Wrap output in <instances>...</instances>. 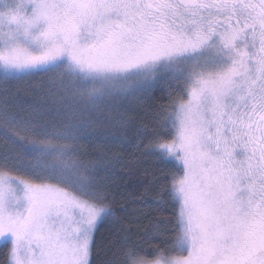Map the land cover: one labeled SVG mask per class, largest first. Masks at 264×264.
I'll use <instances>...</instances> for the list:
<instances>
[{"label": "snow or ice", "instance_id": "snow-or-ice-1", "mask_svg": "<svg viewBox=\"0 0 264 264\" xmlns=\"http://www.w3.org/2000/svg\"><path fill=\"white\" fill-rule=\"evenodd\" d=\"M38 72L53 73L61 120L37 126L38 110L0 108L19 145L4 166L30 177L0 171L9 264H90L113 212L96 166L78 158L86 116L162 78L186 96L165 117L175 136L156 147L183 168L168 195L187 255L149 260L130 247L123 264H264V0H0V83ZM17 127L39 138L21 142Z\"/></svg>", "mask_w": 264, "mask_h": 264}, {"label": "trees", "instance_id": "trees-1", "mask_svg": "<svg viewBox=\"0 0 264 264\" xmlns=\"http://www.w3.org/2000/svg\"><path fill=\"white\" fill-rule=\"evenodd\" d=\"M49 77L32 75L0 83V108L7 99L9 110L21 116L38 110L34 120L37 126L45 120H61L56 115L61 107L60 96ZM182 88V84L162 78L149 92L121 97L115 106L86 116L91 123L82 131L78 158L96 166L97 179L106 186L113 212L95 229L90 264H123L124 253L130 247L145 258L173 250L179 234L178 202L168 192L179 168L162 160L156 144L173 136L165 117L171 105L183 99ZM15 130L23 143L39 138L31 130ZM18 151L19 145H13L5 130H0V170L28 177L14 169L11 160L4 166V155ZM0 264H9L8 244L0 245Z\"/></svg>", "mask_w": 264, "mask_h": 264}, {"label": "rangeland", "instance_id": "rangeland-1", "mask_svg": "<svg viewBox=\"0 0 264 264\" xmlns=\"http://www.w3.org/2000/svg\"><path fill=\"white\" fill-rule=\"evenodd\" d=\"M34 76H38V77H40V78H42V77H47L48 78V76H50L49 77V83L51 84V79H52V76H53V73H51V72H38V73H36ZM39 80V79H38ZM183 99H186V96L184 95L183 96ZM181 100V99H180ZM180 100L179 101H175L172 105H171V107L168 109V116L170 115V116H172V118H174L175 117V111H176V106L178 105V103L180 102ZM169 121V123L171 124V121L170 120H168ZM171 127H172V124H171ZM0 130H4V127L2 126V125H0ZM172 130H173V136H172V138L175 136V128H173L172 127ZM171 138V139H172ZM171 139H169V140H171ZM169 140H164V141H161V142H159V143H163V142H165V141H169ZM22 142V141H21ZM157 145V144H156ZM158 149V148H157ZM169 159H171V160H174L175 161V165L179 168V173H177L176 174V176H177V178H179V176H182L183 175V168L182 167H180L179 166V164H180V162L176 159V158H174V157H169ZM0 171H6V170H0ZM8 172V171H7ZM10 175H12V176H19V177H21V178H28V177H25V176H20V175H17V174H13V173H10V172H8ZM34 182H37V183H39V182H41V181H34ZM178 202V201H177ZM179 207H180V204H179V202H178V211H179ZM100 223V222H99ZM98 223V224H99ZM98 226V225H97ZM95 232V231H94ZM94 235V234H93ZM1 244H4L3 243V241H0V245ZM8 246H9V253H10V249H11V244H8ZM161 254H163L165 257H178V256H182V255H187V252H180V251H178V250H176V248H175V245H174V248H173V250L172 251H170V252H168V253H161ZM161 254H158L157 256H155V257H153V258H146V259H149V260H151V259H155V258H158ZM9 261H10V256H9Z\"/></svg>", "mask_w": 264, "mask_h": 264}]
</instances>
